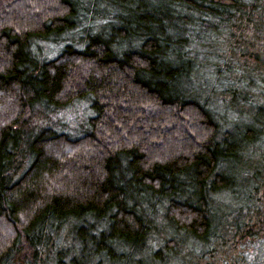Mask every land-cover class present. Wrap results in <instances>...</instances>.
<instances>
[{
  "label": "trees",
  "instance_id": "16d2710c",
  "mask_svg": "<svg viewBox=\"0 0 264 264\" xmlns=\"http://www.w3.org/2000/svg\"><path fill=\"white\" fill-rule=\"evenodd\" d=\"M92 1L0 0V264H249L264 0Z\"/></svg>",
  "mask_w": 264,
  "mask_h": 264
},
{
  "label": "rangeland",
  "instance_id": "374dc122",
  "mask_svg": "<svg viewBox=\"0 0 264 264\" xmlns=\"http://www.w3.org/2000/svg\"><path fill=\"white\" fill-rule=\"evenodd\" d=\"M87 2L90 8L94 9L95 13H102L103 11L109 10L105 9L100 3L97 1L92 0H83ZM115 4L113 5V9L115 14L119 18L129 19V11L133 9V7L128 6L126 3H129V0H113ZM142 0H139L137 3L134 4L136 7L140 5ZM112 6V5H111ZM111 12V11H109ZM113 13V12H111ZM118 26L114 25L111 31L117 29ZM48 48H45V52H50L54 48V46L47 45ZM91 114L90 104L87 100H80L72 104L71 106L61 109L57 113H54L50 119H48V123L50 126H54L56 129L64 131L71 136H78L81 133L82 128L86 124L87 117ZM245 251L251 255L249 257V264H264V242L259 241L258 243H253L251 241L247 242L245 245ZM221 264V263H215Z\"/></svg>",
  "mask_w": 264,
  "mask_h": 264
}]
</instances>
